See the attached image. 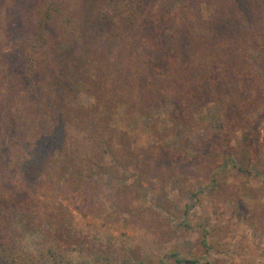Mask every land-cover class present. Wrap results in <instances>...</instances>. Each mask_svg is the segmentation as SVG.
I'll return each instance as SVG.
<instances>
[{"label": "trees", "instance_id": "obj_1", "mask_svg": "<svg viewBox=\"0 0 264 264\" xmlns=\"http://www.w3.org/2000/svg\"><path fill=\"white\" fill-rule=\"evenodd\" d=\"M211 1L210 8L213 10L208 19L203 18L199 4L194 5L190 0H168V3L176 2V8L165 7L163 0H27L25 6L19 8L17 14L10 15L5 23H2L0 12V25L6 26L3 36H6L8 44L12 42L6 51L1 52L2 57L17 50L20 44H25L26 53L30 56L31 67L28 70L34 80L33 86L36 88L40 76H43L40 68L45 65H40L42 61L39 64L35 61V58L44 59L42 56L49 58L47 73L53 75L50 81L60 84L57 83V100L52 102L51 108L47 92L38 88L36 91L27 87L25 91L14 90L15 86L10 89L17 91L15 95L18 96L16 101L6 103V106L12 104L14 113L11 115H1L4 107L0 102V165H8L15 146L31 149V162L22 167L32 184H49L57 178L58 182L68 187L63 192L86 201L85 190L91 186L94 177L98 178L95 182L102 176L114 177L116 171L105 168V156L114 161L120 159L116 169L128 171L139 168L134 161H139L140 156L135 148L129 146L127 135L115 134L112 130V115L120 104L126 106V116L139 114L148 120L154 119L156 111L167 104L173 105L174 111L183 115L193 107L215 103L222 109L226 108L231 115L234 130H247L253 126L248 123L246 115L249 109L262 107L254 129L258 134L263 132L264 79L260 67L264 65V30L257 25L248 31L249 24L245 18L241 19V31L235 30V21L241 18V14L247 17L252 14L246 2ZM236 4H239L237 9ZM259 13L262 15L261 10ZM90 18H94L95 22H90L88 26L86 21ZM59 25L64 30L52 34V29ZM197 32L198 36H195ZM222 34L226 38L223 43ZM52 37L60 44L58 49L62 50L53 56L49 54ZM117 40L131 43L129 50L121 57L117 49L112 60L107 59L104 48L113 50ZM200 43L210 49L198 55ZM160 54L166 55V59L158 57ZM25 68L18 73L24 72ZM66 75H73L72 91L79 86L88 96H94L93 92L99 90L101 96L95 97V103L87 108L65 106L66 111L57 109L72 100L68 84L64 88L61 84L62 77ZM56 111L60 113L58 116L54 114ZM68 127L81 131L84 135L81 144H86L77 146L75 157L79 159L73 168L70 157L74 154L67 146L72 139L68 135ZM2 129L4 136L10 138L1 145ZM228 139L224 134L223 140L227 145L230 144ZM58 143L64 145L61 149H65L64 162L49 159L40 162L36 159L50 149L48 146ZM117 144L119 149L115 156L113 151ZM258 152L257 146L252 170L257 165ZM173 155L181 159L178 153L173 152ZM170 158L169 155L168 161ZM32 166L35 168L32 169ZM14 199L0 191V205L7 203L8 206L0 215V264H41L40 258L50 259L53 264L62 263L69 251L64 241L49 244L40 251L39 257L26 253L12 258L3 255L11 247L8 226L12 223L13 214L20 210V222L24 227L37 228L48 238L61 240L64 229L62 220L55 214L53 216L54 207L41 202L34 212L29 203L19 200L16 205L17 199ZM163 211L162 222L184 233L190 230L181 217L179 219L166 208ZM40 214L46 219L45 224L35 220L39 218L35 216ZM50 218L56 221H50ZM46 224L53 234L43 229ZM202 232L206 235V230ZM200 246L199 255L191 259L174 251L171 255L174 264H209L205 261L213 247L205 236ZM105 258L110 257L105 254Z\"/></svg>", "mask_w": 264, "mask_h": 264}, {"label": "rangeland", "instance_id": "obj_2", "mask_svg": "<svg viewBox=\"0 0 264 264\" xmlns=\"http://www.w3.org/2000/svg\"><path fill=\"white\" fill-rule=\"evenodd\" d=\"M26 1L0 0L2 23L7 22L10 15L17 14ZM241 1L247 3V9L252 14L249 17L241 14L239 20L233 18L237 26L235 30L241 31L242 18L249 24L248 31L257 25L264 30V0ZM190 2L199 4L204 19L210 17L213 1ZM163 5L178 7L176 2L168 3V0H163ZM238 6L236 4V9ZM86 22L89 26L94 24L95 19L90 18ZM0 26V102L4 107L1 115L4 117L14 113L12 104L6 106V103L16 101L18 96L14 90L25 91V87L47 92L51 108L52 102L57 100L55 92L60 84L50 81L53 75L47 73L50 68L49 58L42 55L44 59L35 58L38 64L42 61L40 65H45L40 68L43 76H40L35 88L28 70L31 62L25 44H20L17 50L2 57L1 52L6 51L12 42L8 44L6 36H3L5 24ZM63 28L62 25L54 27L52 34L62 32ZM225 40V34H222L221 42ZM125 42L117 40L113 50L104 48L106 58L112 60L117 49L120 56L124 57L131 44ZM59 45L52 37L49 54H60ZM198 48V55L210 49L202 43ZM23 68L24 72L18 73ZM260 73L264 79V65L260 67ZM61 80L63 88L68 84L72 100L70 104L65 103L63 108L57 109L66 111L65 106L87 108L95 103V97L101 96L100 90L93 92L94 96H88L79 86L72 91L73 75L63 76ZM13 88V91L10 90ZM202 105L193 107L183 116L179 111H174L173 105L167 104L165 108L156 111L154 119L144 120L139 114L126 116V106L120 104L112 115V130L115 134L127 135L129 146L135 148L140 156L139 161H134L139 168L128 171L116 169L120 159L114 161L110 156H105V168H113L116 171L114 177L102 176L98 182H95L98 178L94 177L91 186L85 190L86 201L72 193L63 192L68 187L58 182L57 178H53L49 184L47 181L32 184L27 179V171L22 167L31 162V149L15 146L8 165H0V191L8 198L17 199L16 205L19 200L29 203L34 207L33 211L41 202L54 207L53 216L55 214L62 220L64 229L61 240L57 241L50 236L48 238L37 228H25L20 222V210L13 214L12 223L8 226L11 247L3 255L12 258L26 253L39 257L40 251L49 244L64 241L69 251L60 264H174L171 257L174 251L185 258L198 256L205 236L213 247L205 261L209 264H264V131L259 135L254 129L263 108L249 109L246 116L248 123L253 126L247 130H234L231 115L226 108L222 109L215 103ZM57 112H54L55 116L60 114ZM1 126L5 128L4 123ZM67 129L68 135L72 137L67 146L74 154L70 157L73 159V168L79 159L75 157L77 146L86 144H81L84 139L81 131L73 127ZM224 134L229 138L228 145L223 140ZM1 137V145L10 138L4 136V129ZM55 145L48 146L50 149L42 153L44 158L41 156L36 159L40 162L43 159L64 162L65 149L61 150L64 145ZM118 145L113 151L115 156ZM257 146L258 162L252 170L253 154ZM173 152L178 153L181 159L175 157ZM169 155L171 158L168 161ZM7 207V203L0 205V215ZM163 208L172 211L179 219L181 217L190 230L184 233L162 222ZM35 217H39L36 221L45 224L46 219L41 214ZM50 221L56 220L50 218ZM45 226L43 229L53 234L50 226ZM204 230L206 235L202 232ZM105 254L110 258L106 259ZM40 259L41 264H53L50 259Z\"/></svg>", "mask_w": 264, "mask_h": 264}]
</instances>
